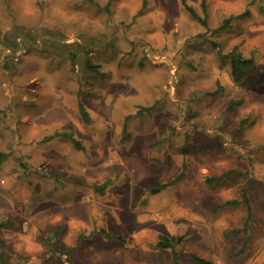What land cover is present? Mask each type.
Listing matches in <instances>:
<instances>
[{
    "label": "rangeland",
    "instance_id": "rangeland-1",
    "mask_svg": "<svg viewBox=\"0 0 264 264\" xmlns=\"http://www.w3.org/2000/svg\"><path fill=\"white\" fill-rule=\"evenodd\" d=\"M186 1L0 0V264H264V0Z\"/></svg>",
    "mask_w": 264,
    "mask_h": 264
},
{
    "label": "trees",
    "instance_id": "trees-1",
    "mask_svg": "<svg viewBox=\"0 0 264 264\" xmlns=\"http://www.w3.org/2000/svg\"><path fill=\"white\" fill-rule=\"evenodd\" d=\"M182 4L185 6V8L189 11V14L191 15V17L195 18L196 20H198L201 24H203L204 26H206L207 24V21L205 18L199 16L196 11L192 8V6H190L186 0H181ZM201 5L202 7L206 10V6H207V0H201ZM242 15V14H240ZM232 15L225 18L222 22V24L220 25L219 28L215 29L214 31H217L223 27H225L230 19H232ZM223 56H227L229 58V61H230V69H229V76L231 78V80L233 82H239L244 76L245 74L252 68L253 66V59L252 58H248V57H244L243 55H241L240 52H238L236 50V48L234 47L227 55H223ZM88 66V65H87ZM89 67H92L93 66H89ZM88 67V68H89ZM229 107H232L231 105H229ZM78 108H79V111H80V114L81 116L83 117V119L85 121H88V115H87V112L85 111L83 105L81 104V102H79L78 104ZM244 123V120H241V126L237 129V132H240L242 130V125ZM61 133H58V132H54L53 134H50L48 136L45 137V139H52L53 137H56V136H59ZM76 145L78 147H80L79 143L76 142ZM5 154L3 153H0V156H4ZM224 175V174H223ZM223 175H220L217 177V179H220L221 177H223ZM178 178H174L173 180L167 182V183H163V184H160L159 186L162 187L164 184H171V183H174L176 182ZM96 189H99L101 188V185H95L94 186ZM157 189H154V191H156ZM242 201L248 203V200L246 198V196L243 195L242 197ZM241 202V200H237V199H232V200H226L222 205H225V206H228V205H237ZM249 204V203H248ZM247 204V206H248ZM250 213H251V208L250 206H248V213H247V219L244 223V225H242L241 227L239 228H234L233 230H231L229 233L231 234H237V233H240V232H246V228H247V224H248V219H249V216H250ZM0 225L3 226L5 225V222H0ZM102 233H104L105 235H108L106 234V232H104L103 230H100ZM170 244V240L167 239L166 237L164 236H159L157 241H156V245H159V246H163V247H166V246H169ZM192 258L198 263V264H211L209 261H205L204 259H202L201 257L199 256H196L194 254H191ZM175 259V258H174ZM173 264H176V261H173Z\"/></svg>",
    "mask_w": 264,
    "mask_h": 264
}]
</instances>
